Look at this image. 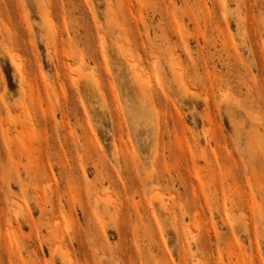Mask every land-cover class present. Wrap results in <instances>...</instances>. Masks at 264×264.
<instances>
[{"label": "rangeland", "instance_id": "1", "mask_svg": "<svg viewBox=\"0 0 264 264\" xmlns=\"http://www.w3.org/2000/svg\"><path fill=\"white\" fill-rule=\"evenodd\" d=\"M0 264H264V0H0Z\"/></svg>", "mask_w": 264, "mask_h": 264}, {"label": "bare ground", "instance_id": "2", "mask_svg": "<svg viewBox=\"0 0 264 264\" xmlns=\"http://www.w3.org/2000/svg\"><path fill=\"white\" fill-rule=\"evenodd\" d=\"M19 64H20L19 62L16 63V65H17L16 68L18 67ZM20 66H21V65H20ZM135 75H136V72H135ZM149 78H150V77H149ZM138 79H139V78H138ZM140 79H142V78L140 77ZM140 79H139V83H140L141 87L144 89L145 92H147V88L150 89L149 86H151L150 79H149L148 83H147V81H143V82H142V80H140ZM143 79L145 80V78H143ZM146 80H148V79L146 78ZM147 86H148V87H147ZM151 87H152V86H151ZM149 91H150V90H149ZM149 91H148V92H149ZM150 92H151V91H150ZM152 93H153V91H152ZM152 93H151V94H152ZM152 95H153V94H152ZM149 96H150V95H149ZM152 99H154L153 96H152ZM163 205H164V204H163ZM165 207H166V206H165ZM166 208H167V207H166Z\"/></svg>", "mask_w": 264, "mask_h": 264}]
</instances>
